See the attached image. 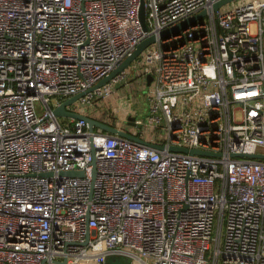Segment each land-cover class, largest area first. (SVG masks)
I'll return each mask as SVG.
<instances>
[{"label":"built area","instance_id":"built-area-1","mask_svg":"<svg viewBox=\"0 0 264 264\" xmlns=\"http://www.w3.org/2000/svg\"><path fill=\"white\" fill-rule=\"evenodd\" d=\"M217 1L0 0V264H264V0ZM151 34L67 108L163 148L53 113ZM127 75L150 112L110 118Z\"/></svg>","mask_w":264,"mask_h":264},{"label":"water","instance_id":"water-1","mask_svg":"<svg viewBox=\"0 0 264 264\" xmlns=\"http://www.w3.org/2000/svg\"><path fill=\"white\" fill-rule=\"evenodd\" d=\"M230 0H218L217 2H215L214 7L217 8L220 4H223L225 2H228ZM205 14V10L200 11L197 14H194L193 16H189L188 18H186L185 20H182L170 27L167 28H163L160 30V36L164 37L170 33H174L177 30L184 28L186 25H188L189 23L193 22L195 19L201 17L202 15ZM140 19L142 21V25L144 28H146V23H145V5H144V0H142L141 2V6H140ZM156 40V35L155 34H151L148 35L147 37H145L144 39H142L140 42L137 43L136 47L133 49V51L126 56L109 74H107L106 76H104L103 78H101L94 86H92L91 88H89L86 91H81L75 95H72L71 97L63 100L61 103L55 105L53 107V113L56 116H61V117H74V118H81L84 119L88 122L89 124V129L93 130L94 126L97 127H101L103 130L111 132V133H116L119 134L121 136L130 138L134 141H138L144 144H147L149 146L152 147H156V148H163V145H159V144H155L152 143L150 141H147L145 139H142L140 136L132 134L130 132H128L127 130L124 129H120L112 124H109L107 122L98 120L96 118L84 115L82 113L76 112V111H72L69 110L67 108L68 105L72 104L75 100H77L79 97H81L82 95H84L86 92L92 91L94 89H96L97 87L105 84L107 81H109L112 77H114L116 74H118L119 72H121L122 70H124L125 68H127L140 54L141 52L144 50V48L146 46H148L149 44H151L152 42H154ZM152 79V75H147V82L149 83L150 80ZM134 117L132 115L128 116V124L129 125H133L134 121H133ZM171 150H182V151H188L191 153L194 152H202L199 149L196 148H192V149H188L186 147L183 146H176V145H172L169 147ZM233 155L236 156H248V157H254V158H262L264 159V153L263 152H256V153H233ZM62 174H66L68 176H81L83 174V171H79V170H69V171H61ZM93 173H95V171H93ZM64 263V261L62 262V264ZM130 263V258L126 255L123 254H108L106 257V263L105 264H129ZM41 264H44L41 263Z\"/></svg>","mask_w":264,"mask_h":264},{"label":"rangeland","instance_id":"rangeland-1","mask_svg":"<svg viewBox=\"0 0 264 264\" xmlns=\"http://www.w3.org/2000/svg\"><path fill=\"white\" fill-rule=\"evenodd\" d=\"M118 85V83H117ZM117 87V86H116ZM136 88V85H132L129 86V88H126V86H124V89L121 90V94H123L122 96L124 97L125 100H130L131 103L130 105H132V109H137L138 110V115L140 117H145L149 112H150V108H149V101L147 100V98L144 96L145 91L149 88L148 86L144 87L143 85L138 86V89L135 90L134 92V96H130V91L131 89ZM116 92H114L113 94H111L110 96H108L109 98L106 99V106L107 103L109 102L110 98L111 99H116ZM37 105L39 107V109H41V104L39 102H37ZM112 105V104H110ZM119 108H117L116 106L113 107L111 110L110 108L105 110V114L108 113L110 118L114 119V116L116 119H119L118 115L120 114ZM114 114V116H113ZM61 119H63L64 121L67 120V118L61 117ZM259 151H264L263 147L259 148ZM133 264H141L138 261H134Z\"/></svg>","mask_w":264,"mask_h":264},{"label":"crops","instance_id":"crops-1","mask_svg":"<svg viewBox=\"0 0 264 264\" xmlns=\"http://www.w3.org/2000/svg\"><path fill=\"white\" fill-rule=\"evenodd\" d=\"M133 79H134L133 76L127 75L122 81H120L118 83V85H116L117 87H116V90L114 91V92H116L115 94L117 95L116 99H111L110 98L109 102L107 103L108 105L112 104L110 106L115 105L117 108H119L118 112H120V113H123L125 111H129L131 113L138 114V110L137 109H135V108L132 109V105H130L131 101L130 100H125L124 97L122 96L123 94H121V90L124 89V86H126V88H129V86L136 85V88H133V89L129 90L130 91V96H134V92H135L136 89H138L139 84L143 85V82H138L139 80H133ZM129 80H131V81H129ZM120 123L121 122H118L119 125H124L125 127L130 126L127 123V121L125 122V120H124V122L122 124H120Z\"/></svg>","mask_w":264,"mask_h":264}]
</instances>
